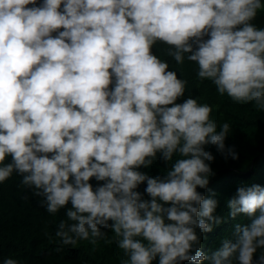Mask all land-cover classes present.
<instances>
[{
    "label": "clouds",
    "instance_id": "obj_1",
    "mask_svg": "<svg viewBox=\"0 0 264 264\" xmlns=\"http://www.w3.org/2000/svg\"><path fill=\"white\" fill-rule=\"evenodd\" d=\"M262 7V0H0V181L20 174L50 213L70 202L55 232L63 244L111 228L127 256L120 264L157 257L264 264V251L253 260L264 249V186L256 183L227 201L231 216L250 223H237L210 255L201 251L195 229L221 222L216 199L196 190L214 174L203 145L223 153L229 124L217 130L211 107L196 98L177 103L186 81L150 51L156 41L170 45L176 62L187 54L218 92L264 111V27L251 23ZM157 152L165 162L179 157L163 177L139 171ZM90 177L103 183L93 188ZM141 182L150 199L136 190Z\"/></svg>",
    "mask_w": 264,
    "mask_h": 264
},
{
    "label": "trees",
    "instance_id": "obj_2",
    "mask_svg": "<svg viewBox=\"0 0 264 264\" xmlns=\"http://www.w3.org/2000/svg\"><path fill=\"white\" fill-rule=\"evenodd\" d=\"M35 2L39 5L41 0ZM251 23L264 27V7L257 9ZM169 47L171 46L164 42L156 41L150 51L165 60L168 70L175 71L177 78L186 81L185 90L177 97L176 102H183L188 97L196 98L198 103L211 107L209 117L216 122L217 130L221 124H229L223 153L211 143L203 145L204 150L211 152L213 156L211 161L205 162L214 174L209 176L205 188L197 186L196 189L205 198L216 199L217 206L213 215L221 218V222L214 224L211 231L195 229L201 251L210 255L224 238L233 237L237 223H250L251 218L243 214L235 217L230 215L227 201L235 195L236 188L253 183L264 186V111L258 109L253 101H236L227 93L218 92L210 78L197 75L198 65L195 61L188 60L185 54L181 62H176L167 53ZM229 147L237 154L235 159L228 154ZM178 157L179 154L174 153L165 162L161 159L160 152H157L150 165H140L138 170L149 176L163 177ZM10 159V156H6L4 163ZM21 181L22 176L15 171L4 181H0V264L6 257L17 259L19 264H120L121 259H127L124 250L118 246L119 238L111 228L101 226V231L105 233L102 237L77 238L74 244H63L55 232L60 220H67L65 213L71 207L70 202L57 212L50 213L41 203L44 197L37 195L34 187L26 186ZM89 183L95 188L103 181L90 177ZM145 187L146 182H141L136 190L142 194L143 199H150L144 192ZM108 223L111 224L112 221L109 220ZM93 239L95 243L92 242ZM261 251L264 249L258 248L253 254L254 261ZM151 264H158V257ZM179 264L194 262L184 260ZM201 264L209 262L206 259Z\"/></svg>",
    "mask_w": 264,
    "mask_h": 264
},
{
    "label": "bare ground",
    "instance_id": "obj_3",
    "mask_svg": "<svg viewBox=\"0 0 264 264\" xmlns=\"http://www.w3.org/2000/svg\"><path fill=\"white\" fill-rule=\"evenodd\" d=\"M255 170V169H254ZM32 197V196H31ZM31 208V207H30ZM32 209V208H31ZM21 259V258H20Z\"/></svg>",
    "mask_w": 264,
    "mask_h": 264
}]
</instances>
